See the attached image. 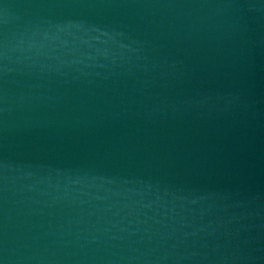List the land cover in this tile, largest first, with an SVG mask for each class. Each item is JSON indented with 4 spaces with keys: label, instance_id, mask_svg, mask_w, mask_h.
<instances>
[{
    "label": "water",
    "instance_id": "1",
    "mask_svg": "<svg viewBox=\"0 0 264 264\" xmlns=\"http://www.w3.org/2000/svg\"><path fill=\"white\" fill-rule=\"evenodd\" d=\"M0 264H264V0H0Z\"/></svg>",
    "mask_w": 264,
    "mask_h": 264
}]
</instances>
